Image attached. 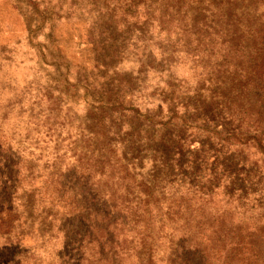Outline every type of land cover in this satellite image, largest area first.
Instances as JSON below:
<instances>
[{
    "label": "trees",
    "instance_id": "16d2710c",
    "mask_svg": "<svg viewBox=\"0 0 264 264\" xmlns=\"http://www.w3.org/2000/svg\"><path fill=\"white\" fill-rule=\"evenodd\" d=\"M206 1L57 0L55 18L87 22L86 49L93 57L83 65L52 51L59 62L52 66L61 68V74L54 71L53 91L40 97L45 105L39 99L36 104L17 101L0 110V238L11 239L24 220L42 246L22 250L6 243L0 264L21 263L24 254L31 255L27 264H151L164 240L183 263L195 256L198 264H264L263 216L247 213L258 212L264 201V184L258 186L264 179V22L250 31V49V41L238 52L229 45L223 59L229 70H217L206 81L216 91L209 96L212 111L207 107L200 117L219 119L227 133L193 125L195 133L206 136L195 151L185 156L183 141L176 145L177 157L150 149L147 158L153 169L143 173V159L127 152L112 131V124L122 122L120 112L144 120L136 108L124 105L126 91L112 70L127 53H146L142 25L154 24L161 33L165 23L185 19L195 7L199 13ZM15 2L25 3L36 23L42 20L39 4L37 9L31 0ZM159 2L163 10L156 15ZM50 45L54 49L53 40ZM42 49L52 58L46 46ZM44 52L38 50L43 64ZM148 57L150 53L146 58L153 65ZM148 68L160 75L154 65ZM99 70L112 71L111 77L99 75ZM142 74L138 69L137 79ZM94 80H100L96 87ZM72 100L85 107L84 118L76 124L70 117ZM9 119L24 125L22 139L17 140L18 123L10 133L4 129ZM42 128L51 154L35 156L30 145L38 148V140L31 133ZM214 142L227 154L212 150ZM229 148L237 151L229 155ZM207 154L213 158L209 164ZM43 157L49 158L41 164ZM156 169L166 171L163 181L179 176L184 191L159 187Z\"/></svg>",
    "mask_w": 264,
    "mask_h": 264
},
{
    "label": "rangeland",
    "instance_id": "374dc122",
    "mask_svg": "<svg viewBox=\"0 0 264 264\" xmlns=\"http://www.w3.org/2000/svg\"><path fill=\"white\" fill-rule=\"evenodd\" d=\"M31 1L35 2L34 5L37 9L39 8L36 4L40 5L42 20L40 19L37 23L25 3L19 4L15 0H0L1 111L17 101L22 105H24L23 103L36 104V99H39L38 104L45 105V100H40V97L45 92L53 91L54 71L57 70L58 74H61V68L54 67L58 66L59 62L56 61L58 58L52 51L57 52L68 62L75 61L83 65L90 63L93 57L91 52L86 49L87 22L81 20L74 22L70 20L69 22L64 18H55L57 0ZM44 6L47 7L46 11H43ZM156 7V15H158L163 10L162 3H157ZM83 17L89 16L84 14ZM139 21H141L140 18ZM263 22L264 3H246L243 0H209L200 7L199 13L195 7L193 11L190 9L185 19H176L172 23H165L161 27L163 30L161 33H158L154 24L142 25L143 30L147 31L143 43L146 45L144 56H140L141 52L131 51V54L127 53L119 63L114 65V69L112 68L116 73L115 78L120 89L126 91L124 105L129 104L136 108L146 121L152 123L157 121L156 124L151 125L143 119V121L136 118L135 120L130 114L120 112L122 117H116L119 122H122H117V125L112 124V131L115 133L114 139L121 141L127 152L136 153L143 159L140 171L146 173L153 169L147 158L150 149H157L159 153L166 151L169 153V157L173 155L177 157L176 145L183 141L181 152L185 156L195 151L198 143L206 136L205 132L195 133L193 125L203 124V128L204 126L208 129L215 128L222 134L228 132L227 125L219 119L213 116V118L200 117L205 108L208 107L210 111L213 109L209 103L211 101L209 96L210 93H213L212 91L216 90H213V86L208 85L206 81L211 79V75L216 74L217 70H229L227 60H223L229 45H232L235 48L234 51L238 52L242 43L248 44L250 41L248 44V49H250L252 45V39L249 38L250 31L253 33ZM140 27L141 25L138 26V28ZM51 40H53L54 49L50 47ZM45 46L51 51L49 52L52 58L47 50L43 51L42 47ZM38 50L41 53L44 52L41 55L44 64L38 58ZM241 52L247 53L246 49ZM241 52L239 55H242ZM137 53L142 58L140 63L136 62L137 58L139 59ZM147 53H150L148 58L154 61L153 65L158 69L159 76L158 73L154 74L148 68L153 65L149 64V60L146 58ZM240 58L243 57L240 56ZM54 61H56V65L52 66ZM138 69L143 74L137 79ZM70 70L72 71L71 68ZM110 73L108 70H99V75L106 79L111 77ZM99 83L100 80L96 82L94 80L93 87ZM91 87L89 85V88ZM89 88L86 89L89 91ZM218 90L223 92L221 89ZM79 95H82V92L79 91ZM72 102L70 117L74 119L72 123L76 124L84 118L85 107L77 100H72ZM212 113L215 115V112ZM130 122L132 123L128 125ZM16 123H18L16 119H9L8 123H5L4 129L10 133L11 129L16 127ZM129 126L134 129L128 131ZM24 129V125L19 124L16 134L20 137L17 136V140L24 136ZM44 131L42 128L38 134L36 131L31 133L34 137L33 140H38V148H35L33 144L30 145L31 142L28 143L32 146L31 149L35 156L40 153L46 154L52 148V144L47 142L48 138L44 140L42 133ZM134 131L136 133H133ZM62 133L66 134L65 131ZM136 136L139 137V140L134 142ZM16 145L21 147V145ZM212 150H221L225 154L228 152V150H222L221 144L215 142ZM29 151L31 150L29 149ZM236 151L229 148V155ZM49 154H51L50 151ZM241 155L239 154V156ZM208 157H211L209 164L213 158L212 155H208ZM48 158L43 157L40 163L46 162ZM155 174L160 180L159 187L164 185L166 191H184V186L179 182L181 180L178 181L179 176H177V180L171 182L170 180H161L166 174L165 170L156 169ZM263 184L264 179L262 182L259 181L258 186ZM256 195L258 194L255 193L253 196ZM260 205L262 208L258 209V212L247 211V213H252L257 218L263 216L261 221L264 222L263 200L260 201ZM23 221L11 239L0 238V249L4 244L10 242L15 245V248L20 247L22 250L29 247H36V249L42 247L37 243V238L32 236V229ZM167 242L168 240H164L160 243L156 250L159 257L155 258V262L151 264H198L195 256L185 259L188 263L178 260L180 253L173 252ZM184 246L187 250V246ZM187 252L189 255L191 254L190 251ZM30 254L32 253L30 252ZM171 254H175V257L170 258ZM29 256L24 254L21 263L18 264H27Z\"/></svg>",
    "mask_w": 264,
    "mask_h": 264
}]
</instances>
